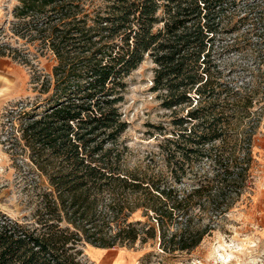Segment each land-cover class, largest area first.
I'll list each match as a JSON object with an SVG mask.
<instances>
[{"label":"trees","instance_id":"obj_1","mask_svg":"<svg viewBox=\"0 0 264 264\" xmlns=\"http://www.w3.org/2000/svg\"><path fill=\"white\" fill-rule=\"evenodd\" d=\"M239 2L20 0L17 35L38 41L34 58L49 53L55 66L43 101L9 113L32 209L16 219L0 211V264H89L86 244L157 241L164 253H191L216 230L250 188L260 124L254 91L222 81L213 55ZM146 56L173 116L171 131L158 129L168 175L125 171L116 148L127 130L125 79ZM13 59L33 66L26 51ZM138 210L145 223L131 221Z\"/></svg>","mask_w":264,"mask_h":264},{"label":"rangeland","instance_id":"obj_2","mask_svg":"<svg viewBox=\"0 0 264 264\" xmlns=\"http://www.w3.org/2000/svg\"><path fill=\"white\" fill-rule=\"evenodd\" d=\"M20 6V0H0V211L14 219L27 215L32 206L29 193L24 190L29 169L27 155L11 139L9 113L15 106L32 104L37 99L43 101L46 95L39 91L55 66L49 53L34 58L37 51L34 45L38 41L17 35L20 20L14 12ZM238 9L235 18H228L221 26L213 55L222 81L243 93H255L251 110L258 111L260 124L254 139L250 188L216 230L191 253H164L157 241L109 250L86 244L82 256L89 264H264V27L259 23L264 18V0H240ZM242 17H248L249 21H241ZM18 51L29 53L33 66L13 59ZM155 69L152 59L146 56L125 79L119 107L127 130L118 139L116 148L124 154L125 171L168 175L160 148L163 137L158 129L169 127L173 116L172 111L163 107L162 94L152 90ZM182 116H186L184 109L178 114ZM184 184H191L190 174ZM131 221L147 220L143 211L138 210Z\"/></svg>","mask_w":264,"mask_h":264},{"label":"crops","instance_id":"obj_3","mask_svg":"<svg viewBox=\"0 0 264 264\" xmlns=\"http://www.w3.org/2000/svg\"><path fill=\"white\" fill-rule=\"evenodd\" d=\"M99 249V248H98ZM107 250V249H106Z\"/></svg>","mask_w":264,"mask_h":264}]
</instances>
